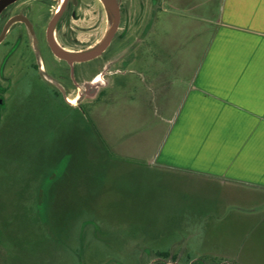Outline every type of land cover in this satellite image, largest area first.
<instances>
[{"label":"rangeland","instance_id":"1","mask_svg":"<svg viewBox=\"0 0 264 264\" xmlns=\"http://www.w3.org/2000/svg\"><path fill=\"white\" fill-rule=\"evenodd\" d=\"M159 1L150 48L101 94L68 105L36 84L33 102L18 104L17 93L9 103L0 264H264V191L152 167L220 4ZM78 14L70 37L95 46L112 19Z\"/></svg>","mask_w":264,"mask_h":264},{"label":"crops","instance_id":"2","mask_svg":"<svg viewBox=\"0 0 264 264\" xmlns=\"http://www.w3.org/2000/svg\"><path fill=\"white\" fill-rule=\"evenodd\" d=\"M155 169L264 191V0H220Z\"/></svg>","mask_w":264,"mask_h":264},{"label":"flooded vegetation","instance_id":"3","mask_svg":"<svg viewBox=\"0 0 264 264\" xmlns=\"http://www.w3.org/2000/svg\"><path fill=\"white\" fill-rule=\"evenodd\" d=\"M112 1L120 13L119 27L106 50L85 62L61 59L58 50L76 56L90 53L102 45L114 23L111 13L114 8L110 3L103 0H17L2 11L0 122L17 93H21V98L16 99L18 104L33 102L28 97L36 84L55 101L62 97L68 105L73 104L70 97L75 94L78 104L85 97L94 98L96 92L98 95L109 88L107 77L123 73L135 61L134 53L142 45L150 48L147 42L153 33L154 12L162 5L160 1ZM87 10L99 11L112 19L105 37L95 46L83 45L76 35L70 37L73 27L68 25L69 19L78 22V12Z\"/></svg>","mask_w":264,"mask_h":264},{"label":"water","instance_id":"4","mask_svg":"<svg viewBox=\"0 0 264 264\" xmlns=\"http://www.w3.org/2000/svg\"><path fill=\"white\" fill-rule=\"evenodd\" d=\"M16 1L17 0H0V14L2 13V11L4 9H6L8 6H10L11 4H13ZM103 1H105L106 3H110L113 6L114 9L111 10V13L114 17V23H113L111 31L107 35V37H106L105 41L102 43V45H100L97 49H95L94 51H92L90 53L83 54V55H76V56H72L70 54H67L66 52L58 50V57L59 58L68 60L70 62H85V61H89V60L96 58L97 56L101 55L106 50V48L108 47L109 43L111 42L115 32L117 31V29L119 27L120 13L118 11V8L115 6V3L112 0H103ZM10 24H8V26L6 27L5 33L8 29V27L10 26ZM2 40H3V37L0 39V43Z\"/></svg>","mask_w":264,"mask_h":264},{"label":"trees","instance_id":"5","mask_svg":"<svg viewBox=\"0 0 264 264\" xmlns=\"http://www.w3.org/2000/svg\"><path fill=\"white\" fill-rule=\"evenodd\" d=\"M163 257H164L165 259H168V258H169V255H168V254H164Z\"/></svg>","mask_w":264,"mask_h":264},{"label":"snow or ice","instance_id":"6","mask_svg":"<svg viewBox=\"0 0 264 264\" xmlns=\"http://www.w3.org/2000/svg\"><path fill=\"white\" fill-rule=\"evenodd\" d=\"M73 103H75V101H73Z\"/></svg>","mask_w":264,"mask_h":264},{"label":"bare ground","instance_id":"7","mask_svg":"<svg viewBox=\"0 0 264 264\" xmlns=\"http://www.w3.org/2000/svg\"><path fill=\"white\" fill-rule=\"evenodd\" d=\"M73 103V102H72ZM76 103V102H75Z\"/></svg>","mask_w":264,"mask_h":264}]
</instances>
